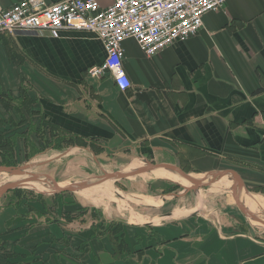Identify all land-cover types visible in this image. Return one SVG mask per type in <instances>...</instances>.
I'll return each instance as SVG.
<instances>
[{
	"label": "crops",
	"instance_id": "0c3cea01",
	"mask_svg": "<svg viewBox=\"0 0 264 264\" xmlns=\"http://www.w3.org/2000/svg\"><path fill=\"white\" fill-rule=\"evenodd\" d=\"M21 1L0 0V9ZM97 1L102 8L115 2ZM203 23L197 35L152 57L125 41L126 92L109 76L88 74L107 56L96 32L0 34V95L38 110L35 119L20 110L4 116L0 96V143L47 146L53 139L36 125L40 118L78 142L73 152L100 147L135 169L179 161L194 178L225 173L220 181L234 184L233 171L243 184L240 200L248 193L264 202V0H227ZM22 199L0 202V264H264V236L238 214L209 223L189 218L195 207L186 204L173 210L179 218L118 226L59 196ZM233 200L245 213L243 200Z\"/></svg>",
	"mask_w": 264,
	"mask_h": 264
},
{
	"label": "rangeland",
	"instance_id": "374dc122",
	"mask_svg": "<svg viewBox=\"0 0 264 264\" xmlns=\"http://www.w3.org/2000/svg\"><path fill=\"white\" fill-rule=\"evenodd\" d=\"M12 99L5 97L2 99L1 107L5 111L4 116L16 114V110H20L22 114L26 112L27 116L32 119L37 117L38 110L36 105L31 103L22 105L19 103V105L15 106V103L10 102ZM40 121L41 119L37 118L36 125L42 126V129L48 135L46 137L53 139L51 141L52 144H47L42 149L37 147V141L31 142L30 148H27L29 145H25V142H20L16 148V145L12 147L8 144L9 149L5 147L7 144L3 145V149L0 150L6 155L1 154L0 166H29L31 168L26 171L27 174L43 173L50 175L64 182L62 183L64 184L63 186L92 185L98 182L99 177L104 172L115 173L125 167L124 165H119L122 164L121 161L118 164L112 157H108V154H103L104 149L100 147L91 148L93 154L84 150L73 152L75 148L72 147L78 142H74L70 137L53 128L51 124H47L45 120ZM55 136H58V140L57 138L54 140ZM62 153H69L70 155L58 158ZM51 159H54V161L46 163ZM95 159L98 163H96ZM138 165H140V168L145 166L141 162ZM199 180L203 184H207L211 181V178H200ZM107 183H110V186L105 190L97 191V189H91V192H96H94L95 195H91L88 199L85 196L86 193H89L87 190L75 193H58L57 187L54 185L46 187L43 191L34 189L31 186H22L7 193L4 196L7 199H3L0 202L5 204L10 198L19 200L28 198L27 200H31L34 197L41 196H45L48 202H52L55 196H59L61 203L69 201L73 206H79L82 211L97 210L103 218L112 219L113 223L115 222L118 226H143L147 222H150L147 225H155L164 220L179 218L180 212L173 210H176L178 206L187 204L195 207V212L188 214L189 218L199 216L201 219L211 223V218L216 219L218 217L220 219L232 216V214H238L241 217L235 219L246 222L253 228L257 236H264V226L254 221L246 212H240L238 205L233 200V183L227 179H225V182L219 180L210 186L201 187L191 192H187L184 187L177 183L165 179L151 180L147 176L143 178L142 175L121 180L112 179ZM189 186H191L190 183ZM186 193H188L187 200L182 199L181 201V199L176 198V196L184 197ZM240 201L242 202V200ZM56 203L54 201L50 206L52 207L53 204L57 205ZM65 204L67 207V202ZM242 205L249 208L244 202H242ZM258 214H261L260 217H264V212L256 211L255 215L258 216ZM143 216H149V219H145ZM50 217L52 220L59 218L58 215L54 214H51ZM144 225L146 226V224Z\"/></svg>",
	"mask_w": 264,
	"mask_h": 264
},
{
	"label": "built area",
	"instance_id": "2783aa9c",
	"mask_svg": "<svg viewBox=\"0 0 264 264\" xmlns=\"http://www.w3.org/2000/svg\"><path fill=\"white\" fill-rule=\"evenodd\" d=\"M227 0H115L102 8L97 0H24L0 9V34L50 35L64 30L98 33L106 50L105 61L89 69V76L113 78L116 88L132 86L125 67L124 42L133 39L149 57L197 35L204 17L219 12Z\"/></svg>",
	"mask_w": 264,
	"mask_h": 264
},
{
	"label": "water",
	"instance_id": "95a60500",
	"mask_svg": "<svg viewBox=\"0 0 264 264\" xmlns=\"http://www.w3.org/2000/svg\"><path fill=\"white\" fill-rule=\"evenodd\" d=\"M66 154L63 153L61 154L60 157L65 156ZM50 161H47L46 163H49ZM31 168L29 166H23V167H12V166H0V173H7L10 176H18V177H25V176H29L27 179L23 180V181H18V182H13V183H9V184H5L2 187H0V198H2L3 196H5L7 193H9L12 190L15 189H19L22 186H24V184L26 183H34V182H43V183H51L52 185L56 186L58 193H68V192H81V191H90L91 189H96V188H100L103 183H106L112 179H116V180H121V179H127L130 177H134V176H139V175H143L145 172H147L150 168H166V169H171L175 172L178 173V176L186 181H188L191 186L186 187L184 186V189L187 192H191V191H196L198 189H200L201 187H206V186H210L212 184H214L215 182L219 181L221 179L222 176L225 175V173L219 174L217 176H214L212 178V180L207 183V184H203L202 181H200L197 178H194L192 176H190V174H188L187 172H185L183 170V168L181 167V163L179 161H177L175 166H170L167 164H162L160 166H150V168L147 169H135V170H131L129 172H124V171H117L115 173H106L104 172V174L102 176L99 177L98 182L92 184V185H65L63 186L64 182L59 181L56 177H52L50 175H38V174H30V173H26V171ZM234 175V184L232 186V195L235 198H240V190H242L243 188V184H242V180L240 178V176L236 173V172H231ZM170 181V180H168ZM244 210L245 212L256 222L260 223L261 225L264 226V218L260 217L259 215L256 216L254 213H252L251 211H249L245 206Z\"/></svg>",
	"mask_w": 264,
	"mask_h": 264
},
{
	"label": "bare ground",
	"instance_id": "6f19581e",
	"mask_svg": "<svg viewBox=\"0 0 264 264\" xmlns=\"http://www.w3.org/2000/svg\"><path fill=\"white\" fill-rule=\"evenodd\" d=\"M61 155V154H60ZM137 167L136 163L129 165V166H125L124 168H122V171L124 172H129L131 170H134ZM126 169V170H125ZM27 173V172H26ZM32 174V173H30ZM34 174V173H33ZM38 175H45V174H38ZM143 178L147 176V178L154 180V179H165V180H170L172 182L175 183H179L182 184L183 186L188 187L189 183L188 181L180 178L176 173L170 171V170H164V169H156L154 171H152L151 173H144ZM28 177H18V176H10L7 173H1L0 174V187L2 185L5 184H9V183H13V182H18V181H23L25 179H27ZM225 182V181H224ZM50 185V186H49ZM24 186H31L34 189L43 191L44 189H46V187H52L51 183H43V182H34V183H26L24 184ZM110 186V183H103V185L100 188H96L97 191H102L105 190L107 187ZM96 192V191H94ZM94 192L89 191V193H86L85 196L90 197L91 195H95ZM241 200H243V202L248 205V207L253 210V211H258V212H264V202L257 196L254 195H250L248 193H243ZM248 208V209H249ZM259 216L261 214H258ZM264 218V217H262Z\"/></svg>",
	"mask_w": 264,
	"mask_h": 264
},
{
	"label": "trees",
	"instance_id": "16d2710c",
	"mask_svg": "<svg viewBox=\"0 0 264 264\" xmlns=\"http://www.w3.org/2000/svg\"><path fill=\"white\" fill-rule=\"evenodd\" d=\"M3 145H5V143L4 144H1L0 143V147H2ZM54 148H56V146H54ZM1 154L3 155L4 153H2V151L0 150V156H1ZM6 154H4V156H5Z\"/></svg>",
	"mask_w": 264,
	"mask_h": 264
},
{
	"label": "flooded vegetation",
	"instance_id": "af4514ba",
	"mask_svg": "<svg viewBox=\"0 0 264 264\" xmlns=\"http://www.w3.org/2000/svg\"><path fill=\"white\" fill-rule=\"evenodd\" d=\"M48 144H52V142H49Z\"/></svg>",
	"mask_w": 264,
	"mask_h": 264
}]
</instances>
